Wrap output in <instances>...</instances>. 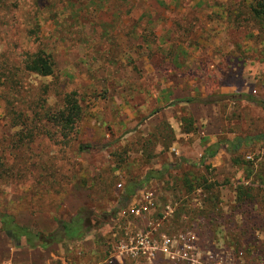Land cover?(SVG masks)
Masks as SVG:
<instances>
[{
    "label": "rangeland",
    "instance_id": "374dc122",
    "mask_svg": "<svg viewBox=\"0 0 264 264\" xmlns=\"http://www.w3.org/2000/svg\"><path fill=\"white\" fill-rule=\"evenodd\" d=\"M250 2L0 0V211L48 234L79 209H116L129 180L154 173L114 221L76 243L17 247L0 224V264H185L180 242L152 261L124 253L147 230L128 212L142 191L157 205L153 219L175 207L153 239L208 219L200 199L264 211V25ZM27 53L48 57L51 75L28 71ZM240 94L256 101L221 98ZM70 99L80 118L64 129L56 115ZM235 137L244 139L235 154L204 160L210 145ZM244 190L251 198L239 200Z\"/></svg>",
    "mask_w": 264,
    "mask_h": 264
},
{
    "label": "built area",
    "instance_id": "2783aa9c",
    "mask_svg": "<svg viewBox=\"0 0 264 264\" xmlns=\"http://www.w3.org/2000/svg\"><path fill=\"white\" fill-rule=\"evenodd\" d=\"M141 198L128 212L146 218L147 230L145 233L137 232L130 241V247L123 248L128 257L152 261L155 251L169 254L172 244L180 242L182 247L179 257L185 264H264V211L252 213L262 217L261 221H254L251 215L247 217L246 214H239L233 207L216 205L211 209L204 208L199 203L200 199L194 205L200 211H207L205 215L208 219L201 217L182 232L161 234L159 239H153L162 222L173 214L175 207L166 204L162 218L153 219L150 211L157 205L152 195L142 191ZM151 241H154L155 246ZM107 264H113L112 258L108 259Z\"/></svg>",
    "mask_w": 264,
    "mask_h": 264
},
{
    "label": "trees",
    "instance_id": "16d2710c",
    "mask_svg": "<svg viewBox=\"0 0 264 264\" xmlns=\"http://www.w3.org/2000/svg\"><path fill=\"white\" fill-rule=\"evenodd\" d=\"M249 11L254 21L264 25V0H251ZM26 65L28 71L41 76L51 75L52 65L48 57L40 53L26 54ZM225 99L251 100L256 101L252 95H222ZM221 99H219L220 101ZM199 101L198 99H184L179 102ZM218 101V99H207L204 102ZM56 118L65 128L71 127L80 118V107L74 100L68 101L65 110L56 115ZM247 139V138H246ZM243 138L235 137L231 140L222 139L213 145H210L204 153V160L215 156L219 149H223L227 154L233 155L238 151L243 142ZM105 146H96L92 144H80L78 150L80 152L96 153L103 150ZM238 163L237 160L233 161ZM154 173L139 181L129 180L125 186L124 194L121 198L120 205L109 212L96 213L92 210L83 208L77 210L74 216L67 222L57 221L55 230L48 234L40 232H32L27 228L17 225L13 215L0 211L1 229L14 241L17 247H39L46 249L54 243H76L89 235L91 232L101 228L103 225L112 222L116 219L120 210L124 209L131 201V197L138 189L144 187L149 178L153 177ZM246 197V198H245ZM250 199L251 194L248 190L242 191L238 195V199Z\"/></svg>",
    "mask_w": 264,
    "mask_h": 264
},
{
    "label": "crops",
    "instance_id": "0c3cea01",
    "mask_svg": "<svg viewBox=\"0 0 264 264\" xmlns=\"http://www.w3.org/2000/svg\"><path fill=\"white\" fill-rule=\"evenodd\" d=\"M59 247H58V251H59V259L62 261V262H65V257L64 255L66 254L67 252V247L65 246V244H58ZM65 264V263H63Z\"/></svg>",
    "mask_w": 264,
    "mask_h": 264
}]
</instances>
